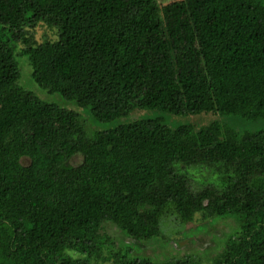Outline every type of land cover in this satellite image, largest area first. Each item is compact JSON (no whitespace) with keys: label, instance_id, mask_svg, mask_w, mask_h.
<instances>
[{"label":"trees","instance_id":"obj_1","mask_svg":"<svg viewBox=\"0 0 264 264\" xmlns=\"http://www.w3.org/2000/svg\"><path fill=\"white\" fill-rule=\"evenodd\" d=\"M23 57L38 90L116 125L20 85ZM164 113L264 119V0H0V264H203L103 234L163 245L164 217L196 213L238 223L204 264H264V129Z\"/></svg>","mask_w":264,"mask_h":264},{"label":"rangeland","instance_id":"obj_2","mask_svg":"<svg viewBox=\"0 0 264 264\" xmlns=\"http://www.w3.org/2000/svg\"><path fill=\"white\" fill-rule=\"evenodd\" d=\"M170 0H158V3L163 4L169 2ZM34 38L36 41L40 42L43 40H54L55 35L52 29L45 27L44 25H38L34 29ZM18 69L20 72V78L18 80L19 84L22 86H26L28 90L32 91L35 95L39 96V98L47 101L54 102L59 104L61 107L73 109L79 113L82 119L85 120V124L87 129L90 131H94L97 129L103 130L116 125L117 121L107 122V123H96L90 117L89 112L83 111L82 108L77 107L74 103L64 102L62 97L57 93L49 94L45 90H38L34 82H32L30 72L31 68L29 64H27L25 58H16ZM38 93H36V92ZM47 94H45L44 92ZM44 99H43V98ZM81 113V114H80ZM89 114V115H88ZM135 113L133 114V116ZM164 117L166 119V123L169 126H175L178 124H186L190 123L192 125L195 124L196 128H199L202 125H206L209 122L213 121V119L223 120L222 118H226L230 120V123H233L234 130L242 132L245 129H249L250 131H256L259 129H264V119L257 120L255 122L250 121H242L240 119H235L231 117L220 116L222 118L215 117L208 114H198V115H170L168 113H164ZM215 119V120H216ZM244 125L242 129L240 126ZM81 161V156L76 154L69 159V163L72 165H76ZM191 188L198 189L199 184L190 180ZM238 223L236 220L227 217H215V218H205L201 217L200 213H196L193 217V220L181 224L176 221L173 217H164L160 221V233H162V237L159 241H165V244L160 245L157 242L139 244L140 249L137 248V245L134 244L130 239L122 235V233L112 224H106L103 228V234L107 236L111 240L110 249L113 253L122 250V247L125 245L130 246L128 250V255L131 256H144V257H152L156 258L155 260L159 261L163 257H190L195 258L201 263H207L211 258H214L223 244V242L227 239L229 234L235 232L238 228ZM125 250V248H124ZM126 251V250H125ZM156 261V262H157Z\"/></svg>","mask_w":264,"mask_h":264}]
</instances>
